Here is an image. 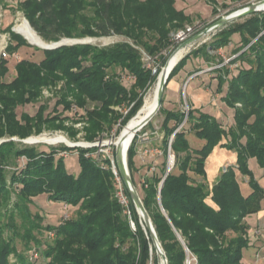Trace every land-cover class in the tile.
<instances>
[{"label": "trees", "instance_id": "trees-1", "mask_svg": "<svg viewBox=\"0 0 264 264\" xmlns=\"http://www.w3.org/2000/svg\"><path fill=\"white\" fill-rule=\"evenodd\" d=\"M205 2L217 12L216 0ZM18 10L47 42L110 35L128 40L105 46L74 43L44 49L39 62L19 60L11 81L5 80L9 61L0 58V140L6 139L0 143V264H38L41 258L43 264H149L152 258L156 264V248L123 180L116 147L113 164L109 156L100 159L92 155L98 146L61 144L48 151L22 140L40 134L46 125L66 131L71 139L83 133V140L92 143L115 126L118 135L139 112L147 87L157 78L144 54L159 58L161 65L166 63L163 52L174 45L173 34L193 18L177 7V0H19ZM242 18L218 28L209 42L186 54L169 76L178 75L194 54L216 62L218 56L212 51L227 47L239 33L241 45L231 61L242 60L245 65L235 74L226 65L212 69L217 72V91L223 92L227 84L221 98L234 109L233 125L225 127L192 104L188 113L168 111L161 126L163 161L141 181L140 195L168 264H185L186 248L197 256V264H244V249L250 245L246 218L262 210L264 187L249 161L255 158L264 171V11ZM4 31L10 34V54L31 46L11 25ZM128 78L133 80L130 86ZM46 89L56 98L55 105H63V112L73 111V117L46 115L47 103L40 104L34 115H18V107L39 102ZM74 119L72 126L66 124ZM77 123L82 128L76 127ZM192 133L204 140L201 148L191 144ZM17 136L19 139H12ZM138 137L139 132L128 150L136 187ZM217 146L236 152L237 160L210 184L206 164ZM65 151L78 152V175L68 170L60 154ZM169 151L175 162L168 172ZM21 158H26L23 167L19 166ZM113 165L129 198L136 229L117 197ZM240 173L249 180V195L242 191ZM41 194L76 207V215L65 216L57 225L45 223L44 215L31 208ZM18 240L23 250L18 248ZM34 250L38 258H32Z\"/></svg>", "mask_w": 264, "mask_h": 264}, {"label": "rangeland", "instance_id": "rangeland-1", "mask_svg": "<svg viewBox=\"0 0 264 264\" xmlns=\"http://www.w3.org/2000/svg\"><path fill=\"white\" fill-rule=\"evenodd\" d=\"M18 1L19 0H0V34L6 35L8 38V41L10 42V34L8 32H5L4 29L8 26H12V30L24 37L28 42L29 40L21 33L15 30V26L17 24H20L24 18V13L22 11L18 10ZM186 1V3H185ZM258 1V0H216L217 6L216 10L217 12H213V5L208 4L205 2V0H179V4L181 3L184 7H187L188 12H190L191 17L193 18V22L186 24V26H191L194 28V32L191 33V35L187 38H185L184 41L192 37L193 35L201 32L203 29H205L207 26L211 25L212 23L216 22L218 19L222 18L223 16H227L236 10L245 7L249 5L250 3ZM27 19V18H26ZM28 20V19H27ZM244 19H238V21H243ZM237 21V20H236ZM30 23V22H29ZM218 31V29H213L210 33H208L203 39L197 41L193 45H190V48L184 53V55L188 54L190 51L196 49L199 45H201L204 42H209L211 40V37L213 34H215ZM2 37H0L1 39ZM72 39V38H70ZM81 39H86L87 42L85 43H92L100 46L110 45L117 41H123L128 40L126 37L121 35H110V36H103V37H85ZM184 41H179L177 44L173 45L169 50L164 51V55L166 57V61L169 59L171 54L174 52V50ZM30 43V42H29ZM50 43V42H49ZM72 43L71 41L68 42V44ZM31 46L26 45L22 46L17 52L10 54V56L7 58L9 61V72L5 77V80L11 81L15 75H16V69L15 65L16 63L21 59H31L34 61H40L42 58H44V48L30 43ZM241 45L240 36L239 33H236L232 36L231 43L224 48H220L217 51H212V53L217 54L216 62L223 60L220 64L226 65L229 67L233 74H235L238 69L245 65L242 60H238L237 62H232L231 60L234 59L238 53H235V49ZM145 56V62L148 64V66L153 67V74L157 75L158 78L159 74L161 72H158V68L162 69V67L165 65L160 63V59L156 58L151 59V57L148 54H144ZM216 62H207L203 58V56L199 55H193L190 60L185 65V69L187 72H192L189 76L185 75V78L181 79L180 75H177L175 77L169 78V82L165 89V102L163 104L162 110H160L155 117L150 121L149 127L147 126L146 130H143V127L141 130H139V137L137 141V154L135 156V162H136V170L134 172V179L137 183V189L142 195V187H141V181L143 178V175L146 173H151L154 170L158 169V166L163 161V154L161 152V140L163 137V132L161 130V126L166 118V114L168 111L171 110H177L182 109L185 112H188L189 105L191 104L190 95L187 89L188 82L193 78V76L196 75H203L205 72H213L212 68L217 67L219 64H216ZM212 70V71H211ZM161 71V70H160ZM158 72V73H157ZM216 73V72H215ZM180 74V73H179ZM157 78L152 81V83L147 87L145 93H144V99L143 104L145 102L146 96L148 95L150 89L155 84V81H157ZM204 80V81H203ZM178 81V82H177ZM133 83V80L128 78L126 81V84L130 86ZM217 81H214L213 84L217 86ZM211 84V79L208 77V75H205L203 78H197L193 82V86L200 89H206L207 86ZM226 90H224L223 95L225 96ZM53 94L50 93L47 89L44 90L42 97L40 98V101L37 103H31L25 106H20L17 108V113L19 116H21L22 113H29L31 115H34L40 104L47 103V110L45 111V114H51L55 115L56 113H61L62 116H70L73 117L74 113L73 111H65L63 112V105L56 106V98L52 96ZM216 99L212 100L213 103L209 104L210 107V114L218 118L219 122L223 124H228L227 128L233 125L234 121V109L229 107L225 102H221L219 99V96H217ZM216 101V102H215ZM142 108V107H141ZM122 109H125L123 107ZM209 113V112H207ZM221 114V116H220ZM75 118V117H74ZM75 122V119L72 121H67L66 124L69 126H72ZM126 126V125H125ZM125 126L121 129V131L125 128ZM76 127L82 128L81 123H77ZM117 127L115 126L111 132L104 133L100 139H98L94 144L98 146V150L92 155L94 157H98L100 159H104L105 156H112L113 154V147L114 142L116 138L119 137L120 133L116 135ZM151 127V129H150ZM153 130V131H152ZM137 132V133H138ZM41 135H44L46 137H55V136H64L68 141L70 142H78L82 144V147H88L89 144L92 142H87L83 140L82 135L83 133H79L75 139H71L70 136L66 131L63 130H55V129H49V125L44 126L43 131L40 134H34L31 135L28 138L38 137ZM38 137V139H40ZM19 139V137H13ZM16 139V140H17ZM27 139V138H25ZM62 137H56L52 138L49 141L58 142L55 144H49L46 142H37V143H27L32 145H37L42 150H50V146L58 147L61 144H66ZM189 140L191 144L195 148H201L204 145V140L199 139L195 136V134H191L189 136ZM60 141V142H59ZM113 142V143H112ZM85 144V145H84ZM93 144V143H92ZM67 145V144H66ZM159 149L157 152L156 149ZM116 149V148H115ZM222 151L226 152L227 149H222ZM231 151L226 152L227 154ZM172 153V152H171ZM61 155L65 157V162L68 170L78 175L81 171V166L78 160V152L77 151H70V152H61ZM172 156L174 154L172 153ZM174 158V157H173ZM227 161V162H226ZM223 165H221V169H224L229 163L230 160H226ZM175 162V158H174ZM19 166L23 167V165L26 163V158H21L19 160ZM250 168L254 171L256 179L260 182V184L264 187V171L259 166L257 160L255 158H251L249 161ZM193 174V173H191ZM240 183L242 186V191L244 194L249 195L252 191V188L249 184V180L247 176L242 175L241 173L238 174ZM32 211L39 212L44 215L46 221L45 223H51V224H59L60 221L65 217H74L77 213V208L74 206H68L65 205L63 202H55L52 200H49L47 194H41L35 198V204L31 205ZM247 222L250 224L249 229V238H250V245L248 248L244 249V258L243 263L244 264H264V200L262 203V210L258 213L251 214L246 218ZM141 223L143 222L142 219L140 220ZM134 222V221H133ZM143 224V223H142ZM135 226V223H134ZM144 226V225H143ZM134 228V227H133ZM136 229V227H135ZM234 233H230V236H233ZM183 241V240H182ZM18 248L20 250H23V244L18 240L17 242ZM188 249V248H186ZM157 263L161 264V258L157 254ZM11 259H15V256L12 255ZM43 264L44 261L42 258L39 260L38 264ZM149 264H155L153 258L150 260Z\"/></svg>", "mask_w": 264, "mask_h": 264}, {"label": "water", "instance_id": "water-1", "mask_svg": "<svg viewBox=\"0 0 264 264\" xmlns=\"http://www.w3.org/2000/svg\"><path fill=\"white\" fill-rule=\"evenodd\" d=\"M258 11H264V0H258V1H254L252 3H250L249 5L242 7L238 10H236L235 12L227 15V16H223L222 18L218 19L216 22L212 23L211 25L207 26L205 29H203L201 32L193 35L192 37H190L189 39H187L186 41L182 42L175 50L174 52L171 54L173 55L175 52H177L178 50L185 48L187 46L193 45L194 43H196L197 41L203 39L208 33H210L213 29H218L220 27L226 26L229 23L236 21L238 19H241L242 17L251 15L255 12ZM26 19V18H25ZM28 21V20H27ZM29 22V21H28ZM71 41L72 43L70 44H74V43H85L87 42L86 39H70V38H63L60 41H56V42H50L48 44L47 47H45L44 49H52V48H56L58 46L64 45V44H68V42ZM30 42V41H29ZM31 43V42H30ZM168 63V60L166 61L163 69H162V73H163V78L161 80V85H160V90L158 93V101H157V106L156 108L146 117V119L143 121V123L140 125V127L135 131V133L133 134L132 138H131V142L129 144V146L127 147L126 151L124 152V149L122 148V144L118 141V142H114V145L116 146V159H117V164L119 166L120 172L122 174L123 180L125 182V185L128 189V191L130 192V195L132 197V200L135 204V207L137 209V212L139 214V216L142 219V223L144 225V227L146 228V230L149 232L153 244L156 248V252L157 254L160 256L161 258V264H168V258L166 255V252L162 246L161 241L159 240L158 234L156 232L154 223L152 221V218L150 216V214L148 213L142 197L140 195V192L138 191L130 170H129V166H128V150L129 147L133 141V139L135 138L137 132L139 130H141L144 126H146L154 117L155 115L160 111L162 105H163V98H164V93H165V89L166 86L168 84V79L170 76L171 71L173 70L174 67H172L169 71L166 68ZM121 136V133L119 135V138ZM32 138V137H31ZM31 138H27V139H23L22 141L27 142V143H37L38 141L36 140H32ZM14 140H16L17 138H12ZM6 139H1L0 143L5 141ZM67 143V142H66ZM113 143V142H112ZM67 145L69 146H80L81 144L78 142H70L67 143ZM168 172L172 169L171 164L174 165V160L172 158L168 159Z\"/></svg>", "mask_w": 264, "mask_h": 264}, {"label": "bare ground", "instance_id": "bare-ground-1", "mask_svg": "<svg viewBox=\"0 0 264 264\" xmlns=\"http://www.w3.org/2000/svg\"><path fill=\"white\" fill-rule=\"evenodd\" d=\"M15 30L19 33L23 34L32 44L38 45L42 48H45L48 46L49 42L45 41L38 33L32 28L30 23L27 21V19H23V21L20 24H17L15 26ZM190 48V46H187L185 48H182L175 52L173 55H171L168 59V63L166 68L168 71L175 67L176 64L185 56L184 53ZM164 67V66H163ZM162 67V69H163ZM163 78V73L161 70V73L159 74L157 81L150 89L148 95L146 96L145 102L142 106V108L139 110V112L136 114L134 118H132L129 123L125 126V128L121 131L120 138H116L115 142H120L122 144V148L124 149V152L126 151L127 147L129 146L131 142V138L135 131L140 127V125L143 123V121L146 119V117L156 108L157 101H158V93L160 90L161 80ZM40 137V136H38ZM38 137L31 138L32 140H36L38 142H46L49 144H55L58 142L49 141L52 138L56 137H62L64 142L70 143L64 136H55V137H46L44 135H41L40 139ZM60 142V141H59ZM172 166V164H171Z\"/></svg>", "mask_w": 264, "mask_h": 264}, {"label": "crops", "instance_id": "crops-1", "mask_svg": "<svg viewBox=\"0 0 264 264\" xmlns=\"http://www.w3.org/2000/svg\"><path fill=\"white\" fill-rule=\"evenodd\" d=\"M185 3H186V1H185ZM177 7L179 9H183L187 14H190V12H188V10H187V7H184L181 3L179 4V0H177ZM190 71L187 72V70L184 68L183 70L180 71V74H178V75H180L181 76L180 78L183 79V77L185 78V75L189 76L192 73ZM215 72L216 71H213L210 73L205 72L203 75L193 76V78L188 82L187 89H188V92L190 95V100H191V104H192L193 108L201 109L204 112L210 113V108H212V107H210L209 104L213 103L212 100L214 98L217 101V99H218L217 96H219L220 101L223 103L221 97H222L224 91L218 92L217 91L218 83H217V86L213 84L214 81L218 82L217 72L216 73ZM205 75H208V77L211 79V84L209 86H207L206 89H202V88L198 89L192 85L194 80H196L197 78H203ZM223 89L224 90L227 89V84L224 85ZM220 116H221V114H220ZM233 123H234V121H233ZM224 126L227 127L228 124L227 125L224 124ZM222 149H226V148H222L220 146H217L214 149L213 153L207 159L206 168H207L208 180H209L210 184H213L218 179V177L221 173V170H222L220 167H221V165L224 164V162L227 159L231 161L229 164L236 163V160H237L236 152L231 151V150H227L226 152L231 151L230 153L227 154L226 152L222 151Z\"/></svg>", "mask_w": 264, "mask_h": 264}, {"label": "built area", "instance_id": "built-area-1", "mask_svg": "<svg viewBox=\"0 0 264 264\" xmlns=\"http://www.w3.org/2000/svg\"><path fill=\"white\" fill-rule=\"evenodd\" d=\"M193 30H194V28L188 25L185 28L180 29L179 31L174 33L173 34L174 45L177 44L179 41H184L185 38L189 37L191 35V33L194 32ZM0 37H2L0 39V58L1 57L8 58L10 56V54L7 51V46L9 44L8 38L6 37V35H3V34H0ZM220 66H221V64H219L217 67H213L212 69L218 68ZM126 112H127V110H126ZM87 144H89L88 147L97 146L94 143L93 144L92 143H87ZM80 146H83V145L81 144ZM156 151L158 152L159 149L157 148ZM109 157L111 158V160H112V162L114 164L113 156H109ZM173 157L174 156H172L171 151H169V158H172L174 160ZM172 168H173V164H172ZM113 170H114V173L116 175L117 182H118L117 197H118L120 203L125 207V212L127 213V215L129 216V218L131 220L132 227H134V229H135L134 222H133L132 216H131V210H130V207H129V198H128L127 194L124 191L121 179L118 176V173H117L115 165H113ZM53 236H54V234L51 233V237H53ZM186 252H187V256H186L185 264H197L198 263L197 256L194 253H192L189 249H186ZM38 256H39V254H38L37 251H35V250L32 251V258H38Z\"/></svg>", "mask_w": 264, "mask_h": 264}]
</instances>
